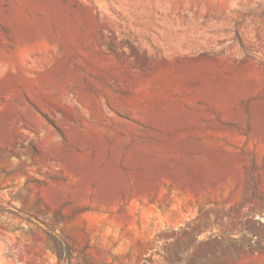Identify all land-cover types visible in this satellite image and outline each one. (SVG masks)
<instances>
[{
	"label": "rangeland",
	"instance_id": "374dc122",
	"mask_svg": "<svg viewBox=\"0 0 264 264\" xmlns=\"http://www.w3.org/2000/svg\"><path fill=\"white\" fill-rule=\"evenodd\" d=\"M148 257L264 264V0H0V264Z\"/></svg>",
	"mask_w": 264,
	"mask_h": 264
},
{
	"label": "trees",
	"instance_id": "16d2710c",
	"mask_svg": "<svg viewBox=\"0 0 264 264\" xmlns=\"http://www.w3.org/2000/svg\"><path fill=\"white\" fill-rule=\"evenodd\" d=\"M48 237L50 239V241L52 242L56 254L60 257L62 256H67L71 254L70 248L68 247V245L62 240V238L60 236H58L57 234L53 233V232H48ZM146 262L148 263H153V259L151 257H148L145 259Z\"/></svg>",
	"mask_w": 264,
	"mask_h": 264
}]
</instances>
